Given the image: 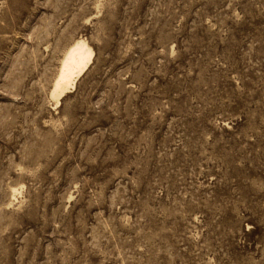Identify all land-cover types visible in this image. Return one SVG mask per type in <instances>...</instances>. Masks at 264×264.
<instances>
[{
	"label": "rangeland",
	"instance_id": "1",
	"mask_svg": "<svg viewBox=\"0 0 264 264\" xmlns=\"http://www.w3.org/2000/svg\"><path fill=\"white\" fill-rule=\"evenodd\" d=\"M0 264H264V0H0Z\"/></svg>",
	"mask_w": 264,
	"mask_h": 264
},
{
	"label": "bare ground",
	"instance_id": "2",
	"mask_svg": "<svg viewBox=\"0 0 264 264\" xmlns=\"http://www.w3.org/2000/svg\"><path fill=\"white\" fill-rule=\"evenodd\" d=\"M93 55L92 47L84 38L75 40L64 52L49 96L56 105L76 87L89 69Z\"/></svg>",
	"mask_w": 264,
	"mask_h": 264
}]
</instances>
